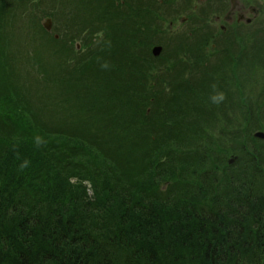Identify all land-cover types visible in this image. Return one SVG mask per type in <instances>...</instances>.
Masks as SVG:
<instances>
[{"label":"trees","instance_id":"1","mask_svg":"<svg viewBox=\"0 0 264 264\" xmlns=\"http://www.w3.org/2000/svg\"><path fill=\"white\" fill-rule=\"evenodd\" d=\"M65 3L55 39L0 0V264H264V2L210 53L199 20L162 35V64L156 0Z\"/></svg>","mask_w":264,"mask_h":264},{"label":"rangeland","instance_id":"2","mask_svg":"<svg viewBox=\"0 0 264 264\" xmlns=\"http://www.w3.org/2000/svg\"><path fill=\"white\" fill-rule=\"evenodd\" d=\"M188 3H187V2ZM264 0H234V3H237L234 8H240L241 6L247 7L246 5H243L245 3H250L252 7H254L257 10V14H252L251 11H247L244 15V19H242L240 22H237L236 20L233 21H226L223 18L220 20H216V16H222L223 13L227 14V11L232 7L233 5L231 3V0H156L155 7L157 10H154V16L155 19L158 20L161 24V30L163 32L156 36L154 39L153 46H161L162 50L160 52L161 60L156 61L158 64L164 63V57H167L169 54L170 44L166 45L167 39L162 40L161 43V36L163 35L165 38L168 37H174L179 35H192L190 32V28L193 26L192 22H189V20L193 19V21H201L204 22V25L206 28L204 30H201L202 32L210 33L208 37H212L209 41L208 45V51L209 53L212 52V50H217L220 47V43L216 41V36L219 38L222 37L227 32L232 31L233 29H240V31H251L253 30L252 27L257 26V20L261 16L260 7L263 5ZM35 4H37L36 8H38L37 12V22H39L41 25L45 22L47 18H49L52 21V29L49 31V34H54L53 32H60L63 33L65 31V22H64V14H67L69 11V6L65 3V0H62L63 5L61 6L60 3L56 5V7H53L54 4L52 0H34ZM178 9V10H176ZM245 9V10H247ZM41 11H44L46 13H53L54 19H52L49 16H44L43 13H40ZM22 17V18H21ZM187 19H185V18ZM16 18L21 21L27 20V15L23 16L19 14V16H16ZM246 18H252V21L248 24L245 23ZM222 27V31L220 30ZM250 27V28H249ZM24 28V26H23ZM249 28V29H248ZM75 29H71L70 33H72ZM200 31H197V34H199ZM21 34V33H20ZM19 33H16L15 38L18 39L16 41L15 39L12 40L11 45V53L13 55V61L12 64L16 68H14L12 71L15 73V75L20 79H28L30 81H33L39 77V72H34L33 70H28L30 67L28 59H27V50L30 49L29 46H31V41L29 39L23 40V37L21 38ZM25 35V34H24ZM23 36V32H22ZM82 35H80L81 37ZM58 39V37H57ZM223 39V37L221 38ZM213 40V41H212ZM40 40H38V43ZM82 41L78 39H74L72 42V45L74 44L78 48V52H81V54H86L87 48H81L79 45H81ZM61 43L58 44V46ZM56 46V45H55ZM151 47V49H152ZM157 58V57H154ZM212 64V63H211ZM18 67V68H17ZM28 68V69H25ZM32 67V66H31ZM29 71V73L27 72ZM30 75V77H29ZM84 100V101H83ZM81 100L80 105H89L91 102L87 100V95L84 97V99ZM147 113L148 115L151 114V108L150 105L147 106ZM88 114V113H86ZM85 114V115H86ZM84 115V118H88ZM93 127H89L88 130H92ZM14 132V129H9L8 133ZM90 132V131H89ZM88 132V134H89ZM232 163L234 162V157H230L227 160V164L231 165L232 163H229L230 160H232Z\"/></svg>","mask_w":264,"mask_h":264},{"label":"flooded vegetation","instance_id":"3","mask_svg":"<svg viewBox=\"0 0 264 264\" xmlns=\"http://www.w3.org/2000/svg\"><path fill=\"white\" fill-rule=\"evenodd\" d=\"M234 0H231V3H232V5H233V8L231 7L228 11H227V14H225V13H223V15L222 16H216L215 17V19L216 20H220V19H224V20H226V21H233V20H236V21H238V20H242V19H244V15L246 14V12L247 11H251V12H253V11H255V9L254 8H250V7H248V9H247V7H244V6H241L240 8H234V6L237 4V3H234L233 2ZM243 5H245V4H243ZM245 9H247V10H245Z\"/></svg>","mask_w":264,"mask_h":264},{"label":"water","instance_id":"4","mask_svg":"<svg viewBox=\"0 0 264 264\" xmlns=\"http://www.w3.org/2000/svg\"><path fill=\"white\" fill-rule=\"evenodd\" d=\"M249 22V20L247 21ZM44 27L48 30L50 28V21L47 20L46 23L44 24ZM161 52V47L160 46H155L153 49H152V54L154 56H158ZM254 136L256 138H259V139H264V133L263 132H256L254 134ZM233 159L229 161V163H232Z\"/></svg>","mask_w":264,"mask_h":264}]
</instances>
